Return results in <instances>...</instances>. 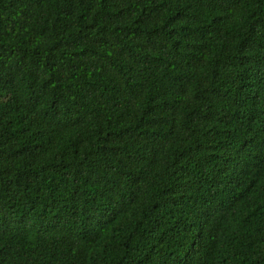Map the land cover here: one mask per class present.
Masks as SVG:
<instances>
[{
  "label": "trees",
  "instance_id": "16d2710c",
  "mask_svg": "<svg viewBox=\"0 0 264 264\" xmlns=\"http://www.w3.org/2000/svg\"><path fill=\"white\" fill-rule=\"evenodd\" d=\"M0 264H264V0H0Z\"/></svg>",
  "mask_w": 264,
  "mask_h": 264
}]
</instances>
